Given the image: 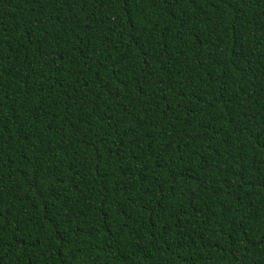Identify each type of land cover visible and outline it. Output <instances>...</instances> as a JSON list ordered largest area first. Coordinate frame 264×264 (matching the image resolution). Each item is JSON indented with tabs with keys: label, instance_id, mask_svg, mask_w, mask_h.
<instances>
[{
	"label": "trees",
	"instance_id": "obj_1",
	"mask_svg": "<svg viewBox=\"0 0 264 264\" xmlns=\"http://www.w3.org/2000/svg\"><path fill=\"white\" fill-rule=\"evenodd\" d=\"M0 264H264V0H0Z\"/></svg>",
	"mask_w": 264,
	"mask_h": 264
}]
</instances>
